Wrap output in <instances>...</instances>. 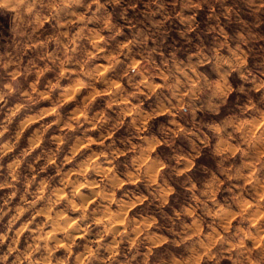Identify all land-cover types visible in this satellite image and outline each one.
<instances>
[{
    "label": "clouds",
    "instance_id": "clouds-1",
    "mask_svg": "<svg viewBox=\"0 0 264 264\" xmlns=\"http://www.w3.org/2000/svg\"><path fill=\"white\" fill-rule=\"evenodd\" d=\"M0 264H264V0H0Z\"/></svg>",
    "mask_w": 264,
    "mask_h": 264
}]
</instances>
